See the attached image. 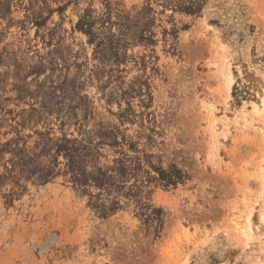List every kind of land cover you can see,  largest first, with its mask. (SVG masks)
<instances>
[{
	"label": "rangeland",
	"instance_id": "1",
	"mask_svg": "<svg viewBox=\"0 0 264 264\" xmlns=\"http://www.w3.org/2000/svg\"><path fill=\"white\" fill-rule=\"evenodd\" d=\"M0 264H264V0H0Z\"/></svg>",
	"mask_w": 264,
	"mask_h": 264
},
{
	"label": "trees",
	"instance_id": "2",
	"mask_svg": "<svg viewBox=\"0 0 264 264\" xmlns=\"http://www.w3.org/2000/svg\"><path fill=\"white\" fill-rule=\"evenodd\" d=\"M82 25H84V23H82ZM161 174H162L163 176L168 175L167 173H165V172H163V171L161 172ZM173 175H174V174L171 173V174H169L168 176H169V177H173ZM104 182H105V181L102 180V181L100 182V184H103Z\"/></svg>",
	"mask_w": 264,
	"mask_h": 264
}]
</instances>
